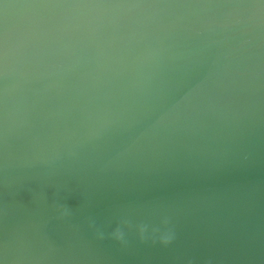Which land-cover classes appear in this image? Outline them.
Returning a JSON list of instances; mask_svg holds the SVG:
<instances>
[{"label":"water","instance_id":"1","mask_svg":"<svg viewBox=\"0 0 264 264\" xmlns=\"http://www.w3.org/2000/svg\"><path fill=\"white\" fill-rule=\"evenodd\" d=\"M0 264H264V0H0Z\"/></svg>","mask_w":264,"mask_h":264},{"label":"clouds","instance_id":"2","mask_svg":"<svg viewBox=\"0 0 264 264\" xmlns=\"http://www.w3.org/2000/svg\"><path fill=\"white\" fill-rule=\"evenodd\" d=\"M56 213V218L60 220L69 219L72 215L71 210L63 204L54 203L52 205ZM89 228L96 230L97 238L103 240L104 235L103 233L99 232L96 229L94 221H89ZM131 232L135 231L139 242L141 244L151 243L152 245H160L161 247L167 248L170 246L176 239L175 231L173 228L169 226V221L165 218L161 222L160 227H153L151 231L149 230V225L140 223L133 225L129 221L124 220L121 222L120 226H118L111 234L110 239L115 241L121 247H127L128 240H127V233L126 231Z\"/></svg>","mask_w":264,"mask_h":264}]
</instances>
